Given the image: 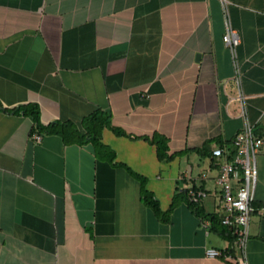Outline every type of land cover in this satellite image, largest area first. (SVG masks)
Instances as JSON below:
<instances>
[{
    "label": "crops",
    "instance_id": "crops-1",
    "mask_svg": "<svg viewBox=\"0 0 264 264\" xmlns=\"http://www.w3.org/2000/svg\"><path fill=\"white\" fill-rule=\"evenodd\" d=\"M227 18L240 36L239 85ZM0 102V264H237L235 239L185 201L169 209L180 182L195 183L222 223L212 152L233 151L248 124L264 139V0H0ZM29 103L44 126L81 131L104 111L131 135H164L179 155L159 160L155 145L109 128L112 162L91 142H36L32 119L11 111ZM115 163L147 178L167 221ZM257 166L249 264H264V145Z\"/></svg>",
    "mask_w": 264,
    "mask_h": 264
},
{
    "label": "built area",
    "instance_id": "built-area-1",
    "mask_svg": "<svg viewBox=\"0 0 264 264\" xmlns=\"http://www.w3.org/2000/svg\"><path fill=\"white\" fill-rule=\"evenodd\" d=\"M224 41L230 47L235 66V80L240 81V68L236 62V51L240 44L238 31L227 18ZM36 142H40L42 136L38 133L32 135ZM264 145V139L254 133L253 126L248 124L239 132L233 140L234 153L225 147H217L213 150L214 157L221 158L218 175L215 184L219 190L222 203V223L229 226L235 234V260L237 264H249L247 246L250 236V221L254 212L253 201L255 199L256 185L258 181V153ZM202 180L207 178V173L200 176ZM193 202L203 203L207 198V192L200 185L191 186L188 192ZM205 226L210 225L209 220L203 219ZM208 258H218L225 255L222 250L208 248Z\"/></svg>",
    "mask_w": 264,
    "mask_h": 264
},
{
    "label": "trees",
    "instance_id": "trees-1",
    "mask_svg": "<svg viewBox=\"0 0 264 264\" xmlns=\"http://www.w3.org/2000/svg\"><path fill=\"white\" fill-rule=\"evenodd\" d=\"M0 108H4L1 102ZM11 111L23 114L24 116L30 117L32 119L33 127L31 130V137L35 133H38L41 136L43 134H57L62 136L66 142H91L97 153H100L102 151H107L109 153L108 160L110 162L116 159V153L115 151L103 145L101 142L102 131L104 128L111 129L118 136H127L131 139H144L150 144L155 145L157 147V156L159 160L171 161L179 155V153L169 154L168 139L164 135L158 133H154L151 137L131 135L122 128L114 125L112 117L108 113L101 110L95 112L89 119H87L83 123L82 131L77 126L70 123L61 124L60 122H54L48 126H44L40 121V108L37 104L29 103ZM231 153H234V150L231 151ZM114 165L124 167L132 177L136 178L140 182L142 201L145 203V205H147L153 210L157 217L161 218L163 221H167L168 218L165 213L161 210L159 200L156 198L153 192L147 190L146 188L147 178L135 173L131 168H129L125 164L115 163ZM184 183L185 181L180 182L177 191L173 197V202L171 204L169 212L174 210L181 201H185L189 209L198 218H200L201 220H210V222L212 223V230H218L219 233L222 232L221 234L224 235L228 234L230 240H234L235 235L232 234V231L228 226L223 225L221 223V218L218 213L207 214L205 212V208L200 203L193 202L189 198V188H183ZM194 187H198V185L194 183Z\"/></svg>",
    "mask_w": 264,
    "mask_h": 264
}]
</instances>
